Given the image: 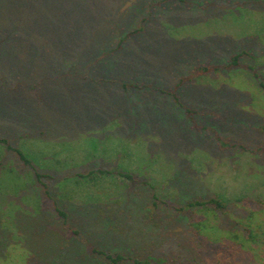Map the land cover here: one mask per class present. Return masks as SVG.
<instances>
[{"label":"rangeland","instance_id":"obj_1","mask_svg":"<svg viewBox=\"0 0 264 264\" xmlns=\"http://www.w3.org/2000/svg\"><path fill=\"white\" fill-rule=\"evenodd\" d=\"M150 2L0 0V136L57 172L61 196L92 203L76 222L88 244L137 264H264V0ZM144 11L146 31L82 75ZM243 51L235 70H196ZM6 150L0 264H105L70 241ZM97 160L114 174L72 177ZM213 196L223 208L186 205Z\"/></svg>","mask_w":264,"mask_h":264},{"label":"trees","instance_id":"obj_2","mask_svg":"<svg viewBox=\"0 0 264 264\" xmlns=\"http://www.w3.org/2000/svg\"><path fill=\"white\" fill-rule=\"evenodd\" d=\"M140 2H142V0H139ZM173 0H151L150 2V6H154L155 4L157 5H161L164 4L166 2H170ZM179 2L177 3L178 5H184V4H190L189 2H187V0H178ZM191 2V1H190ZM137 3V0H136ZM209 3V0H199V2L197 3V7H195L198 12H205L208 10H206L207 6ZM176 4V5H177ZM173 5V4H172ZM150 10V9H149ZM149 10H146V12H150ZM145 11L143 12V15L141 17V21H140V25L132 30H128L127 32L124 33V35H121L120 38L118 39L117 43L114 44L113 46H111L108 51H106V46H103L100 50V52L97 53L96 55V59H93V61L90 63L89 61H84L83 62V66H82V75H84L86 78L87 76L85 75V72H88L91 69H98L101 66V59L106 57V55L108 54H115L118 51H120L121 49H123L124 45L126 44V42L132 38L133 36L141 33V32H145L146 31V25L148 24V21L151 19L149 17V15L145 14ZM163 22V21H162ZM164 24V22L162 23V25ZM248 51H243L240 53H234L232 54V56L230 57V59L228 60V62L224 65H213V64H206L204 66H199L196 68V70L202 71V72H209L211 69L217 70V69H221L222 68H227L228 70H235L240 64V57L243 54H247ZM248 69H253V67L251 65H248ZM88 70V71H87ZM213 70V71H214ZM256 76L260 77L256 72L255 74ZM192 76H183L180 78V80L178 81V83L176 84L177 88L179 86H181L184 82L191 80ZM260 86H262L264 88V79H260ZM106 82H113L112 79H107ZM123 88L126 90H129L131 87H137V88H143V87H151L152 85H148V84H135L134 83H123ZM4 87V86H2ZM155 87V86H153ZM155 90H158L155 87ZM162 93H168L170 95H172L173 99L175 100V102H177L180 106L185 107V103H183V101L181 100V98L179 97V95L177 94L176 91H170L169 89H162L160 90ZM188 109V107L186 108V110ZM0 144L5 146L7 148V150L5 151L7 153L6 155V159L8 160V163L11 161L12 166L13 167H17L18 169L24 171L26 170V173L30 174L31 177V182L29 187L32 189L31 191L37 192L38 190H40L41 193V197H43V199H45V201H49V204L52 205L53 207V213L51 214L52 218L55 219V222H57L60 226H61V230L67 234L70 235L69 239L70 241L72 240V238H74L75 240V244L76 246L81 245L84 247H87V249L93 251L96 254H99L102 256V259L104 260V263L106 264V262L110 263V264H121L120 261L121 260H125L127 259H132L134 261V263H141L142 260L140 261L139 259H136L134 257H132L131 255L126 257L123 253V251H117V252H109L106 251L104 249H99L98 243H96L95 241H91L89 244L87 243V241L85 240V237L83 235H85V233H88L87 230V226L84 228L80 225H78L76 222L79 223L80 218H84L83 221H87L89 223L90 221V215L91 214H85V212H89L88 208L90 209L92 203L87 204L85 202L82 201H75L73 199L61 196V192L63 189H61L59 187V185L57 184V182H55L56 180V176H57V172H54V170L50 169V168H36L34 167V165L31 163V159H29L27 157V155L17 146L11 144L9 142V139L7 137H3L0 136ZM230 146H234L237 144H233L230 143ZM228 145V146H229ZM242 146V145H240ZM2 163V164H1ZM0 163V165H3V161ZM99 163H102L101 160H97L95 162H92L90 164V166L84 168V170L79 171V172H73V176L76 179H80L82 177H90V176H94L97 173L98 174H114L113 171L111 170H107L105 167L100 166ZM91 168L89 170V168ZM115 174L121 175V176H125L128 178H131L133 175L130 174L128 171H116ZM81 180V179H80ZM58 187H57V186ZM129 192V191H128ZM130 195V194H129ZM4 200V198H2ZM113 199V198H112ZM113 201V200H112ZM150 202V200H149ZM212 203V204H211ZM186 205H188L189 207H192L194 205H206L207 207L213 208V209H217L219 208H223V203L221 200H218L217 198H215L214 196L211 197L209 199V201H202L199 199H196L195 201H189ZM215 205V207H214ZM185 207H183V205L181 207H179V209H183ZM90 213V212H89ZM147 215V214H145ZM85 231V232H83ZM196 235V237L199 239L200 242H202V238L199 234L194 233ZM69 243V242H68ZM61 245H64L61 243ZM175 263V262H174ZM171 263V264H174ZM145 264H149V263H145Z\"/></svg>","mask_w":264,"mask_h":264}]
</instances>
